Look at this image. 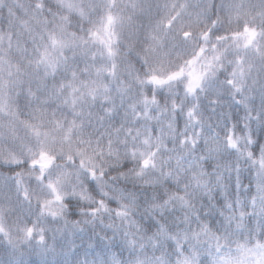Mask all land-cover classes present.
I'll use <instances>...</instances> for the list:
<instances>
[{
    "label": "snow or ice",
    "instance_id": "6c2138e0",
    "mask_svg": "<svg viewBox=\"0 0 264 264\" xmlns=\"http://www.w3.org/2000/svg\"><path fill=\"white\" fill-rule=\"evenodd\" d=\"M0 264H264V0H0Z\"/></svg>",
    "mask_w": 264,
    "mask_h": 264
}]
</instances>
